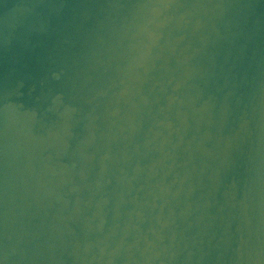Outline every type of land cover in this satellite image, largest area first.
<instances>
[{
    "label": "water",
    "instance_id": "water-1",
    "mask_svg": "<svg viewBox=\"0 0 264 264\" xmlns=\"http://www.w3.org/2000/svg\"><path fill=\"white\" fill-rule=\"evenodd\" d=\"M0 264H264V0H0Z\"/></svg>",
    "mask_w": 264,
    "mask_h": 264
}]
</instances>
